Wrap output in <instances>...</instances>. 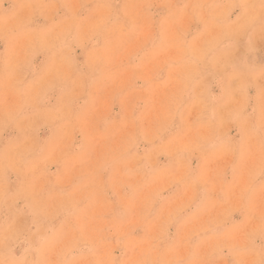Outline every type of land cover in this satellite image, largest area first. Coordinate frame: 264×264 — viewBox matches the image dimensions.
I'll return each instance as SVG.
<instances>
[{
	"label": "rangeland",
	"instance_id": "374dc122",
	"mask_svg": "<svg viewBox=\"0 0 264 264\" xmlns=\"http://www.w3.org/2000/svg\"><path fill=\"white\" fill-rule=\"evenodd\" d=\"M0 264H264V0H0Z\"/></svg>",
	"mask_w": 264,
	"mask_h": 264
}]
</instances>
